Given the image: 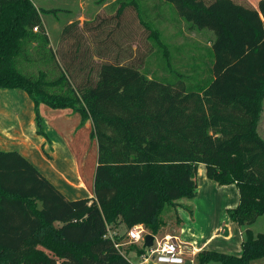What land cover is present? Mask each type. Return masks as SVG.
<instances>
[{
    "label": "trees",
    "instance_id": "16d2710c",
    "mask_svg": "<svg viewBox=\"0 0 264 264\" xmlns=\"http://www.w3.org/2000/svg\"><path fill=\"white\" fill-rule=\"evenodd\" d=\"M126 1L116 0L114 15L98 16L82 28L95 31L111 23L105 39L95 36L85 45L76 33L78 23L67 25L63 42L70 49L63 47L62 64L48 47L42 19L58 10H42L34 0H0V90L28 94L37 133L45 138L41 104L77 110L84 122L92 121L98 145L94 197L81 199L67 198L20 152L0 151V264H132L125 247L115 246L125 237L114 232L112 240L109 231L142 225L159 236L166 211L181 199L196 198L200 165L209 180L237 187L239 204L227 213L245 232L241 255L204 250L197 264H253L264 258V232L251 229L264 216V138L258 131L264 0L258 13L233 0H161L151 8L144 0L149 17L154 13L158 20L147 22L140 17L139 0ZM162 1L176 7L178 19L163 17ZM129 8L150 32L152 48L167 60L160 72L133 62L123 46L133 28L125 13ZM168 20L176 35L158 26ZM183 21L215 35L206 48L207 76L199 58L190 51L185 58L186 50L175 44ZM32 42L41 43L35 52H46L43 59L56 60L63 71L59 78L23 70L22 61L34 57ZM90 63L88 76L79 81ZM141 245L133 248L146 254Z\"/></svg>",
    "mask_w": 264,
    "mask_h": 264
},
{
    "label": "crops",
    "instance_id": "0c3cea01",
    "mask_svg": "<svg viewBox=\"0 0 264 264\" xmlns=\"http://www.w3.org/2000/svg\"><path fill=\"white\" fill-rule=\"evenodd\" d=\"M42 19L50 41L48 47L67 46L61 34L63 28L60 29L56 21L49 25L43 16ZM92 21L78 16L69 19L67 25L76 22L78 30H75L79 31L85 23ZM40 113L48 138L37 133L35 104L28 94L19 89L0 90V151L20 152L69 199L94 197L95 148L94 142H90L92 121L84 122L81 113L72 109H55L46 104H41ZM89 143L91 147L86 154L84 147ZM210 181L206 177L205 166L200 165L196 198L181 199L176 208H169L161 234L154 236V244L166 237L176 242L181 247L183 264H197V256L204 250L237 256L242 253L245 229L232 222L227 213L228 209L239 204L238 189L235 185L220 187ZM112 232L129 239L124 224ZM145 234H148L146 230ZM133 246L142 245L128 243L124 246L132 264H160L154 259L145 260L147 251L140 255Z\"/></svg>",
    "mask_w": 264,
    "mask_h": 264
},
{
    "label": "rangeland",
    "instance_id": "374dc122",
    "mask_svg": "<svg viewBox=\"0 0 264 264\" xmlns=\"http://www.w3.org/2000/svg\"><path fill=\"white\" fill-rule=\"evenodd\" d=\"M116 0H34L35 4L37 5L38 8L42 10H58L57 13L53 14H44L43 17L47 21L49 25H52V22H57L59 28H63L61 31V34H63L64 29L67 25V22L69 19H75L78 16H85L87 19L90 20H97L96 18L98 16H103V17H109L111 15H114L116 12L117 6L113 7L112 4ZM129 1V0H127ZM126 1V2H127ZM161 0H148V5L151 7H155L156 4L160 3ZM236 4H239L247 9L256 11L258 13V1L260 0H233ZM163 2V1H162ZM139 14L140 17L144 21L151 20L152 19L156 20V16L146 12L147 11V3L143 0H139ZM163 8V17H170L171 19L176 18L178 19V12L176 7L173 4L163 2L161 9ZM126 13V17L132 22L133 28L132 30H127V33L129 32L130 35H125V39L128 38L127 40H123V46L125 47L128 56H132V59L134 60L133 62H138L142 61V67H148L151 72H160L158 67L162 69L163 67H166V58L162 56V54L159 52L157 54V49L154 50L152 48V44L148 38L150 32L145 29L144 26H142L139 22V19L136 16V12L134 9H128ZM93 22V21H92ZM184 22V21H183ZM94 24V23H93ZM110 24L109 27H101V29H97L95 31H84L79 30L76 31L78 35L82 36L81 42L83 44H88L89 42L91 43V40L97 36L99 39H105L108 36V33L111 29V23H108L107 25ZM178 24V23H177ZM62 26V27H61ZM158 26L161 29H164L167 35H176V29L174 26L169 23L168 21H165L163 24H158ZM182 29V35L178 36L177 38L174 39L175 44L180 47L184 48L185 51V58L188 59L187 51H190L192 54L197 56L199 58L198 62L201 64V70L204 72L205 76L208 75V62L209 59L206 56L207 50L206 48L210 47L212 45V42L215 39V35L213 32L207 29H198L194 26L190 27V25L187 22L183 23V26L181 27ZM40 31V30H39ZM36 32V33H39ZM120 33L118 32L116 36L118 37ZM115 36V37H116ZM121 36V34H120ZM116 37V39H117ZM36 45L39 46L41 43L35 42ZM33 46V42L30 46L31 49V55L34 56L32 57L33 59L31 60L32 62L27 63V61L23 60L21 66L24 67L23 70L26 71L29 75L33 76H39L41 71H45L46 74L48 75V78L50 80H55L60 77V75L63 73L61 67L56 66V60L54 61L53 59L47 60L43 59L42 56L45 55L46 52H43L42 50H39V52H35L37 49V46ZM171 46V45H170ZM35 48V49H34ZM86 46H83L82 49H86ZM92 48V51H94V48ZM53 52H57V60H61L63 64V56H61L60 53L63 54V47L62 49L59 47L50 48ZM65 50H69L70 47L65 46ZM46 50V49H45ZM58 50L60 51L58 53ZM154 51V52H153ZM171 51L172 46H171ZM92 55L95 56L97 55L95 52H92ZM104 56V55H103ZM60 58V59H59ZM62 58V59H61ZM34 59H37L34 60ZM142 59V60H141ZM57 61V62H58ZM96 63H92V67L97 70ZM174 63V62H173ZM135 64V63H134ZM94 65V66H93ZM89 67H91L90 64H86V69L82 71L80 78H78L79 81L86 79L89 73ZM168 67V66H167ZM173 70L175 72H178L180 68H178L176 65L173 64L172 66ZM183 68V67H182ZM184 69V68H183ZM185 70V69H184ZM169 73H171V70H168ZM92 74L93 77L96 76V71L92 70L90 73ZM157 75V74H156ZM195 81V80H193ZM197 82V81H196ZM73 110V109H72ZM73 112H78L77 110H73ZM82 116V115H81ZM83 120V117H82ZM87 121V120H86ZM85 121V122H86ZM259 134L264 138V103H263V112H262V118L259 123L258 127ZM93 135L91 136V144L94 142L93 146L95 148V160H94V166H95V172H96V167H97V162H98V145H97V140L96 138L93 139ZM91 144H85L86 147H84V152H88L89 148L91 147ZM90 145V146H89ZM85 154V155H86ZM210 181V180H209ZM209 183H216L214 181H210ZM213 184V185H214ZM218 185V183H217ZM220 186V185H218ZM222 187V186H220ZM164 218H166L164 214ZM251 229L254 231L255 234L264 232V216L260 217L258 221L251 226ZM129 239L123 240V243H128ZM44 264V263H42ZM53 264V263H51ZM253 264H264V258L254 260Z\"/></svg>",
    "mask_w": 264,
    "mask_h": 264
},
{
    "label": "built area",
    "instance_id": "2783aa9c",
    "mask_svg": "<svg viewBox=\"0 0 264 264\" xmlns=\"http://www.w3.org/2000/svg\"><path fill=\"white\" fill-rule=\"evenodd\" d=\"M34 31L37 32L38 28L35 27ZM145 229L139 225L135 226L128 231L130 244L145 243ZM108 238L114 240L115 233L109 231ZM128 243H116L115 246L120 248ZM145 260L154 259L160 264H183L184 260L181 256V247L169 237L158 240L151 248H147Z\"/></svg>",
    "mask_w": 264,
    "mask_h": 264
},
{
    "label": "water",
    "instance_id": "95a60500",
    "mask_svg": "<svg viewBox=\"0 0 264 264\" xmlns=\"http://www.w3.org/2000/svg\"><path fill=\"white\" fill-rule=\"evenodd\" d=\"M154 240H155V237L151 234H148L146 237H145V243H144V246L146 248H151L153 245H154Z\"/></svg>",
    "mask_w": 264,
    "mask_h": 264
}]
</instances>
